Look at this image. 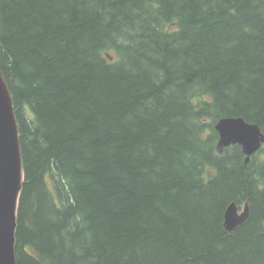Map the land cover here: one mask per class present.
<instances>
[{"label": "trees", "instance_id": "obj_1", "mask_svg": "<svg viewBox=\"0 0 264 264\" xmlns=\"http://www.w3.org/2000/svg\"><path fill=\"white\" fill-rule=\"evenodd\" d=\"M0 69L18 264H264V147L215 129L264 132V0H0Z\"/></svg>", "mask_w": 264, "mask_h": 264}, {"label": "water", "instance_id": "obj_2", "mask_svg": "<svg viewBox=\"0 0 264 264\" xmlns=\"http://www.w3.org/2000/svg\"><path fill=\"white\" fill-rule=\"evenodd\" d=\"M107 57L113 60L110 54ZM215 128L219 134L218 155H223L229 147L239 146L246 156L245 165L264 145V132L260 126L250 124L241 117L221 118ZM24 181L19 123L13 95L0 69V264H18V213ZM244 210L240 215L238 205L235 202L230 204L224 221L227 231L233 232L248 218V203Z\"/></svg>", "mask_w": 264, "mask_h": 264}, {"label": "bare ground", "instance_id": "obj_3", "mask_svg": "<svg viewBox=\"0 0 264 264\" xmlns=\"http://www.w3.org/2000/svg\"><path fill=\"white\" fill-rule=\"evenodd\" d=\"M215 126H216V124H215ZM215 129H216V128H215ZM216 131H217V130H216ZM217 132H218V131H217ZM263 147H264V145H263ZM263 147H262V148H263ZM262 148H261V149H262ZM21 149H22V146H21ZM261 149H260V150H261ZM260 150H259V151H260ZM259 151H258V152H259ZM258 152H257V153H258ZM22 156H23V154H22ZM253 156H254V155H253ZM245 157H246V156H245ZM23 164H24V162H23ZM24 171H25V169H24ZM21 195H22V194H21ZM20 199H21V198H20ZM19 205H20V204H19ZM244 212H245L244 207L242 208V210H240V208H239V214H240V215L243 214ZM224 221H225V218H224ZM245 221H246V220H245ZM245 221H244V222H245ZM244 222H243V223H244ZM243 223H242V224H243ZM242 224H240L239 226H241ZM224 227H225V226H224ZM236 228H238V226H237ZM236 228H235V229H236ZM225 229H226V228H225ZM16 260H17V257H16ZM17 263H18V262H17Z\"/></svg>", "mask_w": 264, "mask_h": 264}]
</instances>
